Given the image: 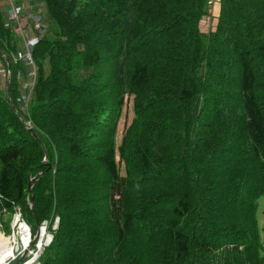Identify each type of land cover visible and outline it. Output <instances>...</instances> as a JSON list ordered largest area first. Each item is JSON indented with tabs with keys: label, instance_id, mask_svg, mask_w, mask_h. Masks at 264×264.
<instances>
[{
	"label": "trees",
	"instance_id": "trees-1",
	"mask_svg": "<svg viewBox=\"0 0 264 264\" xmlns=\"http://www.w3.org/2000/svg\"><path fill=\"white\" fill-rule=\"evenodd\" d=\"M43 1L33 65L0 0V224L49 221L40 264H264V0Z\"/></svg>",
	"mask_w": 264,
	"mask_h": 264
},
{
	"label": "rangeland",
	"instance_id": "rangeland-1",
	"mask_svg": "<svg viewBox=\"0 0 264 264\" xmlns=\"http://www.w3.org/2000/svg\"><path fill=\"white\" fill-rule=\"evenodd\" d=\"M211 2L212 3H210V5H209L208 13L205 14V16H203V18L201 19V22H200L201 30L205 33H209L211 31L215 30L217 20H218L219 11H220V1L219 0H212ZM26 3H27V0H26ZM42 3H44V4H42L39 7V10H40V12H42L43 17H42V19H40V22L42 23L44 29L34 30L32 27L27 25L26 36L32 42H34L38 36H41L43 34L44 35L46 34L49 38H54L55 31L58 28V26L54 23V21H52L50 19L49 15L47 13L46 4L43 0H42ZM27 6H28L27 8H29V10L28 11H26V10L21 11V14L27 15V14L33 12L34 6L32 4H29V3ZM22 22L24 25L28 24L25 18L22 19ZM1 81H2V84H1L0 88L2 89L5 86V78L3 77V80H1ZM122 127H123V124L121 123L119 133L116 136V141H117L118 145L121 143ZM123 173H124V171H123ZM258 202H259V212H258L259 226L261 228L262 239L264 240V197H260ZM18 214L20 217L19 222H26L27 223V221L22 216L23 214H22L21 210L20 211L18 210L14 214V216H12V218H11L10 230L6 229V226H4L3 223L0 224V238H10L11 239V246L15 247V251H14L13 256L15 254L17 255L16 259H12L11 261H9L11 258H13V256H12L9 260H6L7 264H21V263H23L22 261H19V257H20L19 255L24 249L21 237L23 238V240H25V239L29 240V238L26 234H28L30 231L31 232L30 235H32V239H33L34 236L40 231V229L38 228L37 232H35L34 229L32 228V225L29 226V224L27 223V225H28L27 227H28L29 231H28V233H26V232L22 233L21 230L19 229L20 223L18 224L15 222ZM57 222H58V219L55 220V223L53 226H55V224ZM43 223H45V221ZM47 224L49 226V221L47 222ZM22 229H23V227H22ZM48 229L49 228L47 227L46 232H45V237H46V235H48V233H50ZM14 234H15V236H14ZM44 240H45V238H44ZM17 241L20 243L19 249H18L17 244H16ZM17 249H18V251H17Z\"/></svg>",
	"mask_w": 264,
	"mask_h": 264
},
{
	"label": "built area",
	"instance_id": "built-area-1",
	"mask_svg": "<svg viewBox=\"0 0 264 264\" xmlns=\"http://www.w3.org/2000/svg\"><path fill=\"white\" fill-rule=\"evenodd\" d=\"M7 1H8V4L10 6L8 18L11 21V23L14 24V26H15L14 28L17 31V33H19V35H21L23 37L24 42H25V47L27 48L28 62L33 64V58H32V54L30 51L31 41L26 36L27 26L23 24L22 19L25 18L27 22L28 21L33 22V24H34L33 27H34V29H37V30H40L42 28V24L40 21H38L35 18V14L33 12H31L27 15L21 14V9H20L19 5L17 4V0H7ZM33 74H34V76L36 75V72L34 70H33ZM34 84H35V79H33V81H30L29 83H27V86H28V89L30 90V92L32 91V89L34 87ZM29 97H30V95H28V98ZM19 220H20V217L18 214L15 222L18 224L20 223L19 229L21 230L22 233H25V227H26L27 223L26 222H19ZM57 224H58V222L55 224V226H53L54 229L57 227ZM22 226H23V229H22ZM47 227H48V224H47V221H45V223H42V225H40L39 229L43 228L44 231L46 232ZM45 232H44V234L41 233V229H40V231L34 236L33 239H32V235H30L29 241L27 244L23 241V238L21 237V240L23 243V248H24L23 251L19 255L20 256L19 261L23 262L21 264H40V257L44 251V248L50 244V242L52 241V238H53L51 233H48V235H46V237H45ZM14 236H15V234H14ZM44 238H45V240H44ZM16 244H17V247L19 249L20 243L17 241ZM18 249H17V251H18ZM16 258H17V255L15 254L13 256V258H11L9 261H11L12 259H16Z\"/></svg>",
	"mask_w": 264,
	"mask_h": 264
},
{
	"label": "water",
	"instance_id": "water-1",
	"mask_svg": "<svg viewBox=\"0 0 264 264\" xmlns=\"http://www.w3.org/2000/svg\"><path fill=\"white\" fill-rule=\"evenodd\" d=\"M0 54H1V55L3 56V58L6 60L7 65H8V76H7V85H6V88H7V97H8V100H9L11 106L13 107V109L17 111V109H16V107H15L13 101H12V98H11L12 64H11V61H10L9 57H8L3 51L0 50ZM22 121L26 124L27 128L31 131L32 135H33L36 139H38V141L43 145V147H44V149H45V152H46L45 155H46V156H45V158H44V160H43V164H42V165H49L50 162H49V160H48V153H47L46 147H45V145L43 144V142H42L41 138L39 137L38 133H37L35 130H33L31 124L28 123V122H26V121L24 120V118H22ZM33 185H34V182H33L32 179H31V180H30V183H29V187H28L30 193H32ZM30 206H31L32 211L35 213V209H34V206H33V202L30 204ZM40 229H41V228H40ZM43 231H44V229H43ZM35 240H36V239H35ZM18 262H19V261H18ZM16 263H17V262H16Z\"/></svg>",
	"mask_w": 264,
	"mask_h": 264
},
{
	"label": "bare ground",
	"instance_id": "bare-ground-1",
	"mask_svg": "<svg viewBox=\"0 0 264 264\" xmlns=\"http://www.w3.org/2000/svg\"><path fill=\"white\" fill-rule=\"evenodd\" d=\"M27 226L28 225H26V227H25L26 233H28V231H29ZM41 229L43 230V228H41ZM42 230H41V233L44 234L45 231H42ZM30 233L31 232L29 231V233L26 234L28 236V238L30 236ZM23 241L27 244L29 240L25 239ZM14 251H15V247L11 246V239L10 238H0V264H7L6 260H9L13 256Z\"/></svg>",
	"mask_w": 264,
	"mask_h": 264
},
{
	"label": "crops",
	"instance_id": "crops-1",
	"mask_svg": "<svg viewBox=\"0 0 264 264\" xmlns=\"http://www.w3.org/2000/svg\"><path fill=\"white\" fill-rule=\"evenodd\" d=\"M21 3H22V6H21L22 11H25V10L28 11L29 10V8H27L28 7L27 5L29 3V4H32L35 7V9H38V11L37 10L36 11L39 13H40L39 7L42 4H44V3H42V0H27V3H26V0H21Z\"/></svg>",
	"mask_w": 264,
	"mask_h": 264
}]
</instances>
